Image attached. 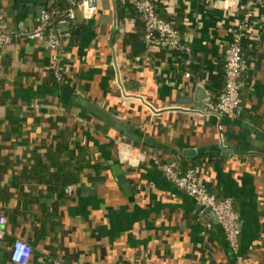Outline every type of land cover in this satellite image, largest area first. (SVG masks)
<instances>
[{
  "label": "crops",
  "instance_id": "0c3cea01",
  "mask_svg": "<svg viewBox=\"0 0 264 264\" xmlns=\"http://www.w3.org/2000/svg\"><path fill=\"white\" fill-rule=\"evenodd\" d=\"M152 1L190 46V64L184 53L145 41L142 19L122 0H96L91 19L76 9L59 24L70 31L60 46L61 83L44 39L14 38L0 48V188L12 193L0 198L7 218L0 264H15V239L32 247L27 264H264V0ZM58 2L0 0V12L21 35ZM238 25L247 69L233 117L207 103L223 87L224 51ZM81 101L130 125L140 145ZM151 156L192 167L210 193L233 200L237 253L213 212L166 179ZM75 161L89 166L69 193L53 192L49 177L18 178L36 165Z\"/></svg>",
  "mask_w": 264,
  "mask_h": 264
},
{
  "label": "built area",
  "instance_id": "2783aa9c",
  "mask_svg": "<svg viewBox=\"0 0 264 264\" xmlns=\"http://www.w3.org/2000/svg\"><path fill=\"white\" fill-rule=\"evenodd\" d=\"M258 1L252 0L250 5H255ZM122 2L134 9L142 19L145 41L150 43L158 41L160 46L166 50L184 53L186 64L191 63L192 51L190 46L181 40L180 30L156 12V6L152 0H122ZM76 9L81 11L84 19H91L97 10L96 0H63L60 5L53 4L41 12L39 22L34 30L23 32L21 35L7 28L4 16L0 12V48L10 43L14 38L44 39L45 47L50 52L52 78L61 83L64 66L60 60V46L65 38L70 37V31L60 29L59 24L73 18ZM251 16L252 11L247 10L244 15L245 23ZM244 30V25H238L231 31V40L224 51L223 87L213 101H208L207 109L210 112L238 117L242 111L240 77L247 69L242 46ZM186 75L189 74L186 73ZM150 158L166 179L196 200L202 207L209 208L213 212L227 243L237 253L239 250L240 224L233 200L231 198L218 199L210 193L198 181L192 167L182 170L176 161H166L156 156ZM73 189L74 185H69L64 189V192L69 193ZM6 223V216H0V239L7 233L4 228ZM205 226L209 228L211 223L206 222ZM31 254L32 247L26 241L15 239L12 242L9 257L13 263L27 264Z\"/></svg>",
  "mask_w": 264,
  "mask_h": 264
},
{
  "label": "trees",
  "instance_id": "16d2710c",
  "mask_svg": "<svg viewBox=\"0 0 264 264\" xmlns=\"http://www.w3.org/2000/svg\"><path fill=\"white\" fill-rule=\"evenodd\" d=\"M56 4V3H55ZM57 4H62L61 2H58ZM156 12L158 13V10L156 8ZM159 14V13H158ZM129 16H139L138 13L134 9H130V12L128 13ZM133 38H125V42L129 43ZM224 65V64H223ZM224 67V66H223ZM222 72L224 73V68L222 69ZM89 166L84 165L81 166L75 161V163H62V164H55L52 167H54L53 170H51L49 167H44L40 165L35 166L34 172L32 174H27L26 171H24L18 178L25 179V181H28V179L34 180L38 184H44L45 180L49 177L50 183L52 186V191L56 193L62 194L64 189L74 184L78 179V174L82 170L83 167ZM1 171V169H0ZM15 186L19 188L21 191L23 188V183H17L15 182ZM12 196V193L8 191V189L1 187L0 188V198L2 197V202H8L10 200V197ZM24 202L18 203V208H23L22 205H24ZM6 214V212H1L0 216Z\"/></svg>",
  "mask_w": 264,
  "mask_h": 264
},
{
  "label": "water",
  "instance_id": "95a60500",
  "mask_svg": "<svg viewBox=\"0 0 264 264\" xmlns=\"http://www.w3.org/2000/svg\"><path fill=\"white\" fill-rule=\"evenodd\" d=\"M140 46V43H135L134 47L137 49ZM70 91V90H69ZM80 103V102H79ZM82 106L86 107L88 110L93 112L95 115H97L99 118L103 119L107 123H109L112 127L118 129L122 132V134L129 140L133 141L134 144L140 145V141L136 140L133 135V129L130 125L122 121L120 118L112 115L111 113L106 112L105 110L101 109L97 105L90 103L88 101H81L80 103ZM182 158V157H179ZM118 172L120 173L119 168ZM119 182L122 184H126V178L123 174L120 173V175L117 177ZM209 211H211L209 208H207Z\"/></svg>",
  "mask_w": 264,
  "mask_h": 264
}]
</instances>
